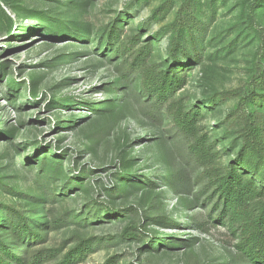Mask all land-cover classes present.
I'll list each match as a JSON object with an SVG mask.
<instances>
[{
	"label": "rangeland",
	"instance_id": "374dc122",
	"mask_svg": "<svg viewBox=\"0 0 264 264\" xmlns=\"http://www.w3.org/2000/svg\"><path fill=\"white\" fill-rule=\"evenodd\" d=\"M165 1L0 0V210L54 223L35 245L60 250L49 264L89 238L102 243L81 264L114 256L116 264H244L231 233L210 218L212 206L202 205L206 196L196 201L208 184L196 139L165 108H145L132 95L115 99L124 67L104 48V32L120 17L125 37L146 42L175 19L180 0L155 17ZM254 2L197 0L201 61L184 68L188 84L177 95L189 108L247 81L259 46L248 24ZM257 20L264 27V9ZM168 42L155 43L153 62H169ZM237 101L208 106L202 123L218 141L221 166L235 156L233 137L221 130H233L226 117ZM45 158L60 169L43 166ZM136 180L153 185L123 188ZM107 208L121 213L108 219ZM131 226L139 237L124 235Z\"/></svg>",
	"mask_w": 264,
	"mask_h": 264
},
{
	"label": "trees",
	"instance_id": "16d2710c",
	"mask_svg": "<svg viewBox=\"0 0 264 264\" xmlns=\"http://www.w3.org/2000/svg\"><path fill=\"white\" fill-rule=\"evenodd\" d=\"M176 1L179 0H166L156 10L155 17L168 12ZM263 7L264 0H255L249 10L248 24L259 46L247 81L241 88L217 92L203 106L199 103L189 108L182 99L177 98L188 84L184 68L201 61L194 33V28L199 26L201 20L197 0H180L174 21L151 35L144 43L140 36L125 37V25L120 17L104 32V48L117 62L121 61L120 66L124 67L121 78L126 84L114 87V91L122 95L115 99L125 101L132 95L145 108H165L184 135L196 139L200 146L198 159L205 168L208 180L204 190L196 195V201L212 206L210 218L231 233L236 254L244 264H264V27L257 20V12L260 8L263 10ZM79 32L74 29L70 34ZM166 37L169 39V62H153L155 43ZM134 85L136 91L132 87ZM32 97L36 96L33 94ZM231 98L238 100L226 117V123L233 130L221 131L233 137L236 146L232 150L235 156L228 165L221 166L217 163L218 141L212 138L202 123L208 118V106L216 107ZM105 106L109 111L116 109L113 101L107 102ZM42 162L52 172L60 169L55 162L46 158ZM124 176L120 174L121 178ZM152 185L136 180L132 184H125L123 188L145 190ZM202 195L206 198L200 201ZM120 213L118 209L105 210L108 219L117 218ZM58 221L62 220H54ZM53 224L47 217L32 221L15 207L3 206L0 210V230L3 229L5 234H0V264H49L54 261L60 250L35 248L37 243L44 241L42 230H51ZM206 225L202 223L199 227L207 231ZM135 230L136 227L131 226L125 230L124 235L129 238L139 237ZM7 237L12 242H8ZM101 243L98 238L79 239L77 245L57 264L85 263ZM160 244L172 246L165 240L160 241ZM117 262L118 257L114 256L105 264Z\"/></svg>",
	"mask_w": 264,
	"mask_h": 264
}]
</instances>
